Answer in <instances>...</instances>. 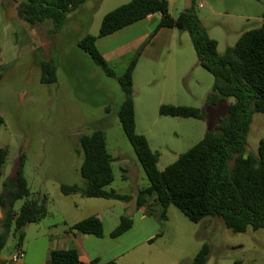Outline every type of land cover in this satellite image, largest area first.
Listing matches in <instances>:
<instances>
[{"label":"rangeland","instance_id":"374dc122","mask_svg":"<svg viewBox=\"0 0 264 264\" xmlns=\"http://www.w3.org/2000/svg\"><path fill=\"white\" fill-rule=\"evenodd\" d=\"M130 1L86 0L67 15L62 28L55 32L50 21L29 25L17 16V7L25 0H0V117L3 119L0 148L7 151L3 175L9 176L8 192L3 199L6 210L10 209L14 170L23 154V177L29 196L13 202V212H18L27 202L43 199L47 211L41 223L25 226L23 247L36 237L53 233V224L60 214L71 223L101 209L97 205L104 202L101 199L63 196L60 191L62 184L85 187L79 173L82 135L94 130L104 133L107 152L113 159V181L105 187L106 191L135 199L139 190L148 185L117 118L123 102L117 78L137 52L132 76L135 132L144 136L150 149L158 154L159 171L200 141L234 102L233 98H227L206 108L203 120L159 113L161 105L203 109L212 93L213 78L199 66L188 33L176 29L170 47L161 52L157 63L141 57L145 46L142 44L110 62L115 77L107 76L95 66L77 47L78 41L85 35L96 36L103 16ZM166 1L172 18L193 6V13L209 38L217 42L219 55L232 47L243 31L264 21V0ZM154 28L145 43L153 37ZM49 60L53 62L56 81L44 84L40 65ZM260 140H264V114L254 113L245 154H256ZM114 202L117 206L122 204L119 200ZM161 212L160 207L151 245L133 249L125 256L126 264H192L204 244L209 246L206 264H264V228L233 233L218 218L194 223L173 205L166 208L164 218ZM122 213L133 215L130 218L138 222L139 228L153 235L151 221L140 220L139 214L130 210ZM16 240L17 236L11 232L1 251L4 258L12 256Z\"/></svg>","mask_w":264,"mask_h":264},{"label":"trees","instance_id":"16d2710c","mask_svg":"<svg viewBox=\"0 0 264 264\" xmlns=\"http://www.w3.org/2000/svg\"><path fill=\"white\" fill-rule=\"evenodd\" d=\"M85 1L25 0L18 5L17 16L29 25L50 21L53 30L57 32L65 23L67 15L77 10ZM155 13L160 14V19L152 36L164 27L187 32L199 66L213 78L212 93L207 97L205 108L161 105L159 113L203 120L207 114L206 108L218 105L227 98H233L234 102L200 141L179 155L164 170L159 171L158 154L150 149L144 136L135 132L132 76L139 55L137 52L122 75L117 78L123 95L117 118L148 181V185L137 194L136 207L140 208L153 196L162 208L161 218H164L166 208L173 205L194 223L205 218H218L233 233L263 229L264 140L259 141L256 154H245V146L252 114H264V21L243 31L237 42L219 55L217 42L209 38L193 13V6L172 18L166 0H131L105 14L98 34L85 35L78 41L77 47L107 76L115 77L112 66L99 53L96 40ZM40 69L42 83L56 81L51 60L41 63ZM2 124L3 119L0 117V126ZM79 146L82 153L79 173L85 181V187L62 184V195L129 201L130 197L127 195L105 190L113 181V159L107 152L104 133L94 130L88 135H82ZM6 158V149L0 148V177ZM23 159L21 154L16 167L15 188L9 194L10 209L6 210V202L0 198L4 215L0 225V253L11 232L17 236L16 246H20L25 226L37 223L47 215L45 199L41 202H27L18 212H13L12 203L29 196L23 177ZM131 226L132 220L123 216L110 236L118 237ZM69 229L98 238L103 231L101 221L95 216L87 217ZM208 254L209 246L204 244L192 264H206ZM49 264H80V261L74 249L54 250L50 254Z\"/></svg>","mask_w":264,"mask_h":264},{"label":"crops","instance_id":"0c3cea01","mask_svg":"<svg viewBox=\"0 0 264 264\" xmlns=\"http://www.w3.org/2000/svg\"><path fill=\"white\" fill-rule=\"evenodd\" d=\"M159 19L160 14H151L110 35L98 38L95 44L102 58L110 64V62L119 60V58L145 44L141 57H147L156 63L159 62L161 52L170 47L175 36V28L164 27L159 29L150 41L145 43L150 30L157 25ZM14 178L16 182V168ZM0 180V198L3 199L8 192L7 184L9 180V176L3 175V169ZM136 197L135 199L130 198L129 201H122L120 206H117L115 200L101 199L104 202L97 204L101 206V209L91 215L97 217L102 223L103 231L100 238L70 230L69 228L79 221L70 223L63 214H60L55 224H53V233L43 238L36 237L28 245L25 244L24 247L23 242L20 246L15 244L14 249L19 248L24 252V264H49L52 251L67 249L76 251L80 264H119V262L126 264L127 258L125 256L133 249L151 245L155 234L154 230L158 225L156 214L160 206L154 197H149L140 208L136 207ZM117 209H119V212H117ZM125 210L138 213L139 219L142 221H151L153 235L146 234L139 228L138 222L130 218H133V215H129L132 220L131 228L120 236L112 238L110 234L118 226L121 217L126 216L122 213ZM3 217V211L0 207V225ZM44 219L37 223H41ZM59 226H64V228L59 230ZM9 260L10 258H4L0 253L2 264H10Z\"/></svg>","mask_w":264,"mask_h":264},{"label":"built area","instance_id":"2783aa9c","mask_svg":"<svg viewBox=\"0 0 264 264\" xmlns=\"http://www.w3.org/2000/svg\"><path fill=\"white\" fill-rule=\"evenodd\" d=\"M158 1H162V0H158ZM23 258H24V252L21 249L16 248L14 253L10 257L9 262L10 264H24Z\"/></svg>","mask_w":264,"mask_h":264}]
</instances>
